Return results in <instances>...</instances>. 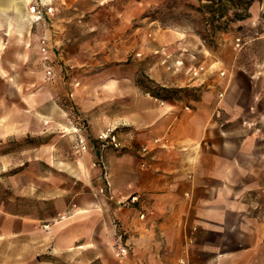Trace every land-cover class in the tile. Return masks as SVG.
Segmentation results:
<instances>
[{"label": "crops", "instance_id": "obj_1", "mask_svg": "<svg viewBox=\"0 0 264 264\" xmlns=\"http://www.w3.org/2000/svg\"><path fill=\"white\" fill-rule=\"evenodd\" d=\"M37 2L52 0H0V58L8 64H21L37 37L28 13ZM244 12L235 39L196 77L183 67L185 34L158 37L150 77L197 97L161 104L130 83L124 113L106 122L118 142L106 157L110 196L78 195L57 222L52 186L40 191L41 202L52 201L40 215L25 203L0 204V264H57L44 255L72 256V264H264V0ZM19 194L33 196L32 183ZM122 246L128 255L119 259Z\"/></svg>", "mask_w": 264, "mask_h": 264}, {"label": "rangeland", "instance_id": "obj_2", "mask_svg": "<svg viewBox=\"0 0 264 264\" xmlns=\"http://www.w3.org/2000/svg\"><path fill=\"white\" fill-rule=\"evenodd\" d=\"M246 1L52 0L50 18L32 26L37 37L27 43L21 64L0 58V132L18 133L0 137V204L12 210L25 203L40 215L52 205L41 202L40 191L52 186L51 222H57L75 208L64 204L78 195L110 196L106 157L118 146L106 122L124 113L130 83L144 95L137 80L162 86L149 74L161 57L154 52L158 37L172 41L175 33L185 34L183 67L203 69L210 64L206 59L217 60L228 38L235 39ZM93 125L101 127L97 134ZM31 183L33 196H20ZM46 257L72 264V256L67 262L46 255L39 260Z\"/></svg>", "mask_w": 264, "mask_h": 264}, {"label": "built area", "instance_id": "obj_3", "mask_svg": "<svg viewBox=\"0 0 264 264\" xmlns=\"http://www.w3.org/2000/svg\"><path fill=\"white\" fill-rule=\"evenodd\" d=\"M28 13L31 16V20L33 23H39L41 21H43L44 16H47L48 18H50V16L53 13V8L50 5H45V7H43V5L41 3H32L28 6ZM41 52L45 53L46 52V41L45 39H41ZM241 45V40L240 39H236L235 41V46L239 47ZM202 67H194L192 70V75L194 77L198 76L201 71H202ZM48 74H50V71H48ZM163 104V103H161ZM217 116L218 113H217ZM101 138H108L107 135H102ZM110 140L114 143L115 146H117L116 142H115V137L114 136H109ZM143 152L146 151V149L144 148L142 150ZM263 195H264V190H263ZM137 200V197L133 196L130 197V201L135 202ZM263 201H264V196H263ZM142 217V216H141ZM128 254V248L127 246H122L119 247L115 253V256L119 259H123L127 256Z\"/></svg>", "mask_w": 264, "mask_h": 264}, {"label": "trees", "instance_id": "obj_4", "mask_svg": "<svg viewBox=\"0 0 264 264\" xmlns=\"http://www.w3.org/2000/svg\"><path fill=\"white\" fill-rule=\"evenodd\" d=\"M200 1H202V0H200ZM207 1L210 2V0H207ZM250 2H251V0L246 1L244 10H246V8L250 4ZM244 16L245 15L237 17V20L243 18ZM137 85L140 87V89L145 94H148L153 99L162 100V101H167L171 97H174V96L178 97L177 100L184 99L185 98L184 95H191L193 98L195 96L194 93L192 92V89L164 87V86H160V85H158V84L154 83L153 81L146 79V78L143 80H141V79L137 80ZM195 98H196V96H195ZM50 260L57 262L53 258H51Z\"/></svg>", "mask_w": 264, "mask_h": 264}]
</instances>
